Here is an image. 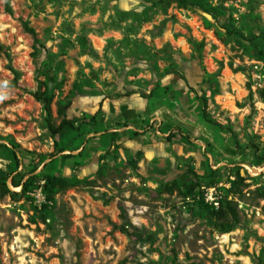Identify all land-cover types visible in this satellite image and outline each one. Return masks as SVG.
I'll use <instances>...</instances> for the list:
<instances>
[{"label":"rangeland","instance_id":"rangeland-1","mask_svg":"<svg viewBox=\"0 0 264 264\" xmlns=\"http://www.w3.org/2000/svg\"><path fill=\"white\" fill-rule=\"evenodd\" d=\"M263 89L264 0H0V264H264Z\"/></svg>","mask_w":264,"mask_h":264},{"label":"trees","instance_id":"trees-1","mask_svg":"<svg viewBox=\"0 0 264 264\" xmlns=\"http://www.w3.org/2000/svg\"><path fill=\"white\" fill-rule=\"evenodd\" d=\"M11 13V10H9ZM24 27L28 32H30L34 37L36 36V32L29 27L27 23H24ZM262 96L264 97V89L262 90ZM32 96L40 102L44 103V108L46 112V123L48 125V128L52 134V136L55 138L57 136L62 135L67 130H75V131H81L83 127V123L85 122H98L99 116L102 114V106L103 103L100 102L99 109L97 112L92 116H86L84 117L81 122L77 125L75 121L68 119L65 114L62 107L58 109V114L60 117H63L59 125H55L54 123V115L52 110V96L48 95L47 92L41 91V89L33 92ZM203 116L205 120L211 124H216L211 118L208 117V114L206 111H203ZM178 129V134L170 133L167 137L168 141H172L173 138H176L178 135L184 137L185 139H190L188 135L183 134L182 130L180 128ZM142 133L134 132L135 136L141 135ZM143 155L142 151H138L136 159L141 158ZM135 162V161H134ZM82 165V164H78ZM193 174H195L194 170H190ZM44 185L43 190L44 194L46 196V202L52 203L55 200V196L58 191L60 190H68L74 187L80 186L84 181L81 179H71L65 176H59V175H47L43 178ZM32 180L30 179L27 182H22V176L17 180L16 178H12V185L15 188L21 187L22 192L28 191L29 185H31ZM17 192H12L7 188L6 185V178L3 176H0V196H6L10 195L11 197H15ZM45 207V206H44Z\"/></svg>","mask_w":264,"mask_h":264}]
</instances>
